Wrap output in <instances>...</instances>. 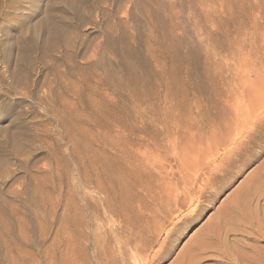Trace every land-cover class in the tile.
Masks as SVG:
<instances>
[{"label":"rangeland","instance_id":"obj_1","mask_svg":"<svg viewBox=\"0 0 264 264\" xmlns=\"http://www.w3.org/2000/svg\"><path fill=\"white\" fill-rule=\"evenodd\" d=\"M255 52L264 0H0V264H98L102 247L118 253L120 222L142 223V153L171 155L176 138L187 145L219 122L223 77ZM261 159L157 264L174 262Z\"/></svg>","mask_w":264,"mask_h":264},{"label":"bare ground","instance_id":"obj_2","mask_svg":"<svg viewBox=\"0 0 264 264\" xmlns=\"http://www.w3.org/2000/svg\"><path fill=\"white\" fill-rule=\"evenodd\" d=\"M250 54L246 55L248 59L244 58L246 61L239 59L241 62L234 67L230 79L226 75L223 77L225 81L223 89H220L223 90V105L220 117L217 113L220 120L216 118L219 122L210 126L209 118L208 128H203L207 131H202L199 136L189 133L192 138L189 135L191 139L187 145L180 136L179 141L176 138L170 147L171 155H163L161 148L142 153L138 167L148 172V178L141 172L145 179L140 178L139 181L144 192L136 195L142 223L135 225L137 219L132 220L136 215L131 219V223L136 222L134 225L129 223L130 220H122L119 239L114 237L118 240V253L102 247L98 264H128L127 257L134 264H157L162 259L166 260L173 253V241L216 202L219 195L242 174L244 166L262 155L264 53ZM228 84L229 89L226 88ZM179 138L184 141V146H181ZM262 197L264 159L249 172L227 202L219 206L211 220L189 239L188 245L180 250L172 264H199L210 256L218 257L216 261L222 264H264V245L258 243H264V216L259 217L261 212H258ZM131 203L127 201L128 205ZM132 207L130 213L134 212ZM231 235H242L258 244L244 243L240 250H235L230 244ZM156 245L157 249L151 254L149 251ZM142 253L148 254L141 257Z\"/></svg>","mask_w":264,"mask_h":264}]
</instances>
